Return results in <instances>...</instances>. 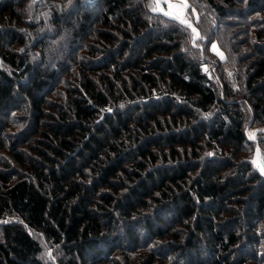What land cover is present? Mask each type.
<instances>
[{"label":"trees","instance_id":"obj_1","mask_svg":"<svg viewBox=\"0 0 264 264\" xmlns=\"http://www.w3.org/2000/svg\"><path fill=\"white\" fill-rule=\"evenodd\" d=\"M34 1L0 0V264H259L264 176L234 160L264 125V23L242 88L138 0Z\"/></svg>","mask_w":264,"mask_h":264},{"label":"rangeland","instance_id":"obj_2","mask_svg":"<svg viewBox=\"0 0 264 264\" xmlns=\"http://www.w3.org/2000/svg\"><path fill=\"white\" fill-rule=\"evenodd\" d=\"M60 0H42V6L45 4H52L55 3L58 9H60V6L62 2ZM34 2L37 3V0ZM140 5L144 8V12L147 14H151L152 17L156 15L157 20H153L150 23L151 25H154V21H156L158 24L164 25V27L172 26L173 23H177L174 20H171L169 18L163 17L160 14L153 13L149 10L148 5L151 3V0H138ZM215 4L218 6L223 7V14L218 13L216 6L209 5L207 0H189V8L187 10L188 18L192 21L193 25L198 28L200 33L206 37V40L199 41L200 47H193L191 40H190V30L186 29L184 26L179 25L183 29H185L187 38H185V41L189 45L187 48L190 50L189 47L194 48L197 50L195 53V56L199 59V63L202 67V65H206L208 71L206 72L208 75H210L214 80L216 79L217 82L221 85V83L225 82L226 80H223L221 82V78L218 69H223L224 74L227 76V78H235V75L241 74L243 77H240L238 81H236L237 85L243 88V79L244 76L248 73L247 64H250V62L246 59L244 60L245 56H248L249 54H252V50H250V45L253 44L254 41H257V37L254 35H257V32L259 30V27L264 23V10L262 11H256L248 9V6L246 4V0H232L230 3L225 2L224 0H214ZM68 2H65V5H67ZM41 4V3H40ZM26 5V4H25ZM24 8V7H22ZM196 10V13L199 16V20L197 21V17L192 15V9ZM28 11V8H24ZM71 10H74V4ZM94 10V9H93ZM42 10L39 9L37 12V16L41 17ZM69 13H65V18H67V15ZM158 17V18H157ZM149 21V20H148ZM22 32L24 38L27 37L26 32L29 34L31 33L35 35H39V33L42 32V30L38 33H33V30L29 28L27 24H23L19 30ZM37 31V30H36ZM69 32V31H68ZM25 33V34H24ZM26 35V36H25ZM31 37V34H30ZM61 38V35L58 37V40ZM210 41H215L217 43L218 48L224 53L226 59L221 61L217 55H215L210 49L211 44ZM59 41L52 42L49 51L51 56H48L46 61L53 66L57 65V63L60 60V56L62 54H66L67 49L65 46L62 45L59 47ZM64 42H62L63 44ZM205 45H207L205 47ZM14 48H18V45L14 44ZM80 51V50H76ZM71 54L74 55L75 50L74 48L70 51ZM1 55V50H0ZM85 55V54H84ZM36 57V56H35ZM1 61V56H0ZM245 61V62H244ZM244 63V64H243ZM203 69V68H202ZM204 70V69H203ZM250 72H252V67L249 69ZM232 73L231 76L228 75V73ZM69 77V76H68ZM57 85H53L52 87H55ZM62 91V90H61ZM54 94V93H53ZM53 94L52 97H55ZM247 127V132H256L255 139H250V143L243 147V151L238 152L236 155V158L234 161H245L247 160L248 164H250L253 169L254 166L251 163V160L253 159L254 155L257 152V149H260V152L262 155H264V125L262 124H255L252 128ZM222 149L226 156H231L232 152L230 148H222L220 145H215V149ZM214 151V150H213ZM247 151V152H245ZM4 152V150H1V155ZM6 154V153H4ZM8 155V154H7ZM230 158V157H229ZM256 170V169H255ZM263 230H264V223ZM262 230V235H264V231ZM262 247L264 248V238H263ZM253 247V246H252ZM251 248V247H249ZM244 251V250H243ZM262 257L258 258L259 264H264V249L262 250ZM240 255H243L244 257L248 255V253L241 252ZM258 256V255H257ZM175 255L172 257L169 255L168 259H175ZM203 259H208V257L203 256ZM261 260V261H260ZM222 264V262L220 263ZM245 264H256L253 260L246 261Z\"/></svg>","mask_w":264,"mask_h":264},{"label":"snow or ice","instance_id":"obj_3","mask_svg":"<svg viewBox=\"0 0 264 264\" xmlns=\"http://www.w3.org/2000/svg\"><path fill=\"white\" fill-rule=\"evenodd\" d=\"M71 0H69V3ZM148 8L151 12L157 13L162 15L163 17L169 18L178 22L179 25L184 26L186 29L190 30L191 36L190 40L193 47H200L199 41L206 40V37L200 33L197 27H195L192 21L188 18L187 10L189 8V0H151V3L148 5ZM46 15V13H45ZM192 15L197 17V21L199 20V16L196 13V10L192 9ZM211 44V51L219 57L221 61L225 60L226 57L224 53L218 48L217 43L215 41H210ZM207 45H205L206 47ZM23 51V49H21ZM202 68L205 72L208 71L206 65H202ZM229 76L232 73H228ZM123 107V105H121ZM106 111H111V109H106ZM205 118L211 115V113H204ZM249 139H255L256 132H247ZM207 155H212V153H207ZM252 165L254 168L259 172L261 176H264V155L261 154L260 149H257L256 154L254 155L253 159L251 160ZM46 247V252L44 255L48 257L49 260L56 264V254H53V250L49 247ZM57 249L59 245L56 246Z\"/></svg>","mask_w":264,"mask_h":264}]
</instances>
